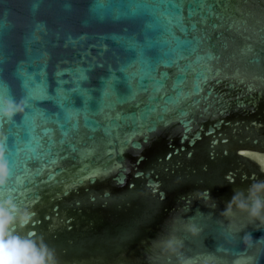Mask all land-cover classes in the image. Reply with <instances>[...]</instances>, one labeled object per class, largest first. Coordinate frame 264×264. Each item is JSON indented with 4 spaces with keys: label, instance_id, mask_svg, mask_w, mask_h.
Returning <instances> with one entry per match:
<instances>
[{
    "label": "water",
    "instance_id": "1",
    "mask_svg": "<svg viewBox=\"0 0 264 264\" xmlns=\"http://www.w3.org/2000/svg\"><path fill=\"white\" fill-rule=\"evenodd\" d=\"M95 4L0 0V96L25 101L0 120V148L17 206L34 214L17 231L57 264H179L160 249L170 236L183 257L264 264V223L222 215L264 180V0H176L135 15L127 0ZM194 156L209 158L206 189L169 209L177 182L157 169ZM216 157L236 189L215 191Z\"/></svg>",
    "mask_w": 264,
    "mask_h": 264
},
{
    "label": "clouds",
    "instance_id": "2",
    "mask_svg": "<svg viewBox=\"0 0 264 264\" xmlns=\"http://www.w3.org/2000/svg\"><path fill=\"white\" fill-rule=\"evenodd\" d=\"M24 106V100L16 101L0 96V120L12 121L23 112ZM10 175V163L0 148V264H57L54 249L43 240L35 239L31 231L23 235L17 231V226L23 228L28 225L34 214L17 206L13 190L8 186ZM234 210L246 214L250 220L264 223V180L253 182L247 192H235L222 215L230 217ZM187 231L196 237L201 229L192 224L187 227ZM252 239L250 233L245 234L242 243L250 244ZM181 247L182 241L172 236L160 242L161 252L175 255L179 264H213L211 253L200 261L195 257H183L178 252Z\"/></svg>",
    "mask_w": 264,
    "mask_h": 264
},
{
    "label": "flooded vegetation",
    "instance_id": "3",
    "mask_svg": "<svg viewBox=\"0 0 264 264\" xmlns=\"http://www.w3.org/2000/svg\"><path fill=\"white\" fill-rule=\"evenodd\" d=\"M217 156L220 157V155L218 154ZM180 159L172 160L171 162H169L168 167H167V172H164V169H157V176L159 179H161V181H163L167 177L169 178L172 186H174V183L177 182L176 186L179 190L174 191V192H169V190H166V199H167L166 203H168L167 207L169 209L172 208L174 210H176V207H177L176 204L179 202V200L178 202H176L178 197H189L194 200L193 202H196L198 200L197 198L203 194V190L206 189V187L203 186V168L205 167L204 164H208L209 158L203 157V156H194L190 160H187L184 158L181 160ZM211 164L212 166L210 165H207V166H210L209 170L212 169L215 171V182H216L215 191L222 190L225 187H232V186L236 189L237 182H235L234 184L225 183L227 181L225 180V177L223 175L219 158L216 157L214 161L211 162ZM252 167H253V172L256 173L257 172L256 167L255 166H252ZM187 168H189L190 171L195 170L196 172H200L202 175V177L200 178V181L194 180L193 175H192L193 173H191L190 171H187ZM225 170L232 171V168L231 167L229 169L225 168ZM249 174L251 175V173ZM178 191H180L179 194H177ZM99 201H103V200L100 198H97L96 202H99ZM81 226L85 227L86 225L82 223ZM74 228H75V223H74ZM40 229L41 227H37V234H40ZM78 235L82 236V232H80ZM68 240L73 241L71 238L70 239L68 238ZM81 240L89 241L90 238L83 236V238L78 239L80 243H82ZM106 240L108 242L110 239L106 238Z\"/></svg>",
    "mask_w": 264,
    "mask_h": 264
},
{
    "label": "snow or ice",
    "instance_id": "4",
    "mask_svg": "<svg viewBox=\"0 0 264 264\" xmlns=\"http://www.w3.org/2000/svg\"><path fill=\"white\" fill-rule=\"evenodd\" d=\"M111 3L112 0H96L95 8L97 10L109 9ZM165 3L170 7H177L176 0H127V7L130 10V14L135 15L140 10H155L160 4ZM201 7H203V2ZM41 98L44 97L42 96Z\"/></svg>",
    "mask_w": 264,
    "mask_h": 264
}]
</instances>
